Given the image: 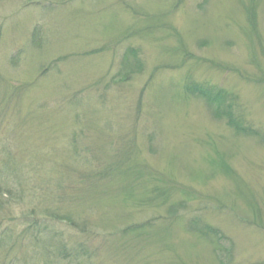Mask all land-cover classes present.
Listing matches in <instances>:
<instances>
[{
  "label": "rangeland",
  "instance_id": "374dc122",
  "mask_svg": "<svg viewBox=\"0 0 264 264\" xmlns=\"http://www.w3.org/2000/svg\"><path fill=\"white\" fill-rule=\"evenodd\" d=\"M0 264H264V0H0Z\"/></svg>",
  "mask_w": 264,
  "mask_h": 264
},
{
  "label": "trees",
  "instance_id": "16d2710c",
  "mask_svg": "<svg viewBox=\"0 0 264 264\" xmlns=\"http://www.w3.org/2000/svg\"><path fill=\"white\" fill-rule=\"evenodd\" d=\"M203 92L206 93L205 91H203ZM207 95H208V97L212 98V95H210L209 92L207 93ZM220 96H221V93L218 91L217 93H215V95H213V98L218 99V97H220ZM223 104H224V100L221 101L220 99H218L217 108H218V110H220L219 112H221ZM230 112H231V110L229 111V113ZM229 121H230V124H233L234 128L239 129V131H243L246 133V132H249V130H250L249 128H247L243 125L242 121L240 122L239 120L234 119V118H230Z\"/></svg>",
  "mask_w": 264,
  "mask_h": 264
}]
</instances>
